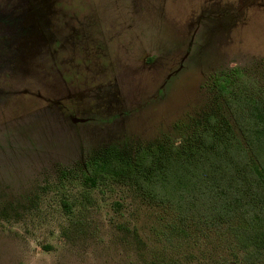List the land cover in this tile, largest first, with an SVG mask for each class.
Returning <instances> with one entry per match:
<instances>
[{"label":"rangeland","instance_id":"1","mask_svg":"<svg viewBox=\"0 0 264 264\" xmlns=\"http://www.w3.org/2000/svg\"><path fill=\"white\" fill-rule=\"evenodd\" d=\"M235 66L264 85V0H0V264L139 260L124 225L145 239L154 217L125 191L77 226L40 190L107 147L190 135ZM185 252L242 264L207 240Z\"/></svg>","mask_w":264,"mask_h":264},{"label":"trees","instance_id":"2","mask_svg":"<svg viewBox=\"0 0 264 264\" xmlns=\"http://www.w3.org/2000/svg\"><path fill=\"white\" fill-rule=\"evenodd\" d=\"M210 79L222 107L190 135L107 147L61 168L40 194L57 196L77 226L106 190L150 209L145 239L124 225L138 249L132 264H185V250L204 240L242 264H264V85L237 66Z\"/></svg>","mask_w":264,"mask_h":264},{"label":"flooded vegetation","instance_id":"3","mask_svg":"<svg viewBox=\"0 0 264 264\" xmlns=\"http://www.w3.org/2000/svg\"><path fill=\"white\" fill-rule=\"evenodd\" d=\"M72 119L74 122H83L82 120H84L82 117H73Z\"/></svg>","mask_w":264,"mask_h":264}]
</instances>
